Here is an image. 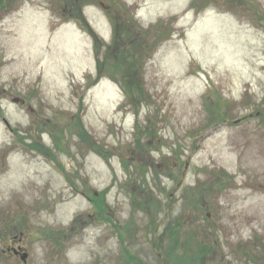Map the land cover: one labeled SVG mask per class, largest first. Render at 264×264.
I'll return each mask as SVG.
<instances>
[{"label": "rangeland", "instance_id": "rangeland-1", "mask_svg": "<svg viewBox=\"0 0 264 264\" xmlns=\"http://www.w3.org/2000/svg\"><path fill=\"white\" fill-rule=\"evenodd\" d=\"M0 264H264V0H0Z\"/></svg>", "mask_w": 264, "mask_h": 264}, {"label": "flooded vegetation", "instance_id": "flooded-vegetation-1", "mask_svg": "<svg viewBox=\"0 0 264 264\" xmlns=\"http://www.w3.org/2000/svg\"><path fill=\"white\" fill-rule=\"evenodd\" d=\"M24 103V100L21 101ZM16 237L13 239L10 237L8 238L9 244L2 246L1 251L4 256H7L8 258L14 259L15 257L22 259L23 254H25L26 247L23 245V239L20 238L19 241H16Z\"/></svg>", "mask_w": 264, "mask_h": 264}, {"label": "trees", "instance_id": "trees-1", "mask_svg": "<svg viewBox=\"0 0 264 264\" xmlns=\"http://www.w3.org/2000/svg\"><path fill=\"white\" fill-rule=\"evenodd\" d=\"M58 25H54L53 24V29H55L56 27H57ZM83 30H89V31H91V28H90V26L88 25V23L87 22H85V21H83L82 23H81V26H80ZM92 32V31H91ZM93 35V38H94V43H95V45L98 47V46H100L101 44H100V39L95 35V34H92ZM96 47V54H97V67H98V71H97V75H96V77L95 78H93V80L92 81H90V85L91 86H93V85H95V84H97L102 78H104V77H107V76H109L108 75V73H106V71H105V64H103L102 63V61L100 60V58H99V50H98V48ZM122 84V83H121Z\"/></svg>", "mask_w": 264, "mask_h": 264}, {"label": "water", "instance_id": "water-1", "mask_svg": "<svg viewBox=\"0 0 264 264\" xmlns=\"http://www.w3.org/2000/svg\"><path fill=\"white\" fill-rule=\"evenodd\" d=\"M15 101L17 102V101H19V99H15ZM27 257H28V253H25V254H23V256H22V259H23L24 261H26V260H27Z\"/></svg>", "mask_w": 264, "mask_h": 264}]
</instances>
